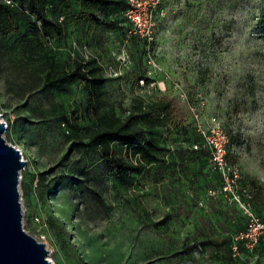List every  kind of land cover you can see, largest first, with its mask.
<instances>
[{"label":"rangeland","instance_id":"rangeland-1","mask_svg":"<svg viewBox=\"0 0 264 264\" xmlns=\"http://www.w3.org/2000/svg\"><path fill=\"white\" fill-rule=\"evenodd\" d=\"M78 9L77 0L67 8L47 4L49 15L65 21L64 33L49 38L34 30L32 17H18L19 31L0 46L3 137L26 161L18 183L23 229L45 235L52 264H264V238L229 258L225 239L246 216L236 191L222 190L209 155L190 151L199 135L194 107L204 129L225 134L239 177L264 185V0H160L148 49L119 10L107 16L113 26L92 27L74 19ZM89 60L106 78L100 107L117 118L172 100L155 134L164 147L160 162L120 179L97 149L80 144L100 107L87 103L83 82L47 91L40 78L48 63L63 72ZM199 145L207 149L201 137ZM115 155L135 161L126 146ZM239 198L261 220L264 198L254 202L245 190Z\"/></svg>","mask_w":264,"mask_h":264},{"label":"trees","instance_id":"trees-1","mask_svg":"<svg viewBox=\"0 0 264 264\" xmlns=\"http://www.w3.org/2000/svg\"><path fill=\"white\" fill-rule=\"evenodd\" d=\"M14 1L15 5H8L3 0H0V46H2L4 38L10 33L19 31L18 17L27 20L32 17L37 21V25L33 28L43 38H49L52 35L61 36L64 33V17L58 20L57 17L49 15L45 10V6L50 4L53 9L59 7L67 8L68 0ZM77 1L79 9L74 17L77 22H85L92 27L103 23L113 26L117 23L115 20L109 19L110 21H107V16L112 9L119 10L123 20L127 22L123 15L127 7L126 0ZM64 14H60V16ZM143 43L145 42L143 41ZM93 62L91 60L76 62L71 70L63 72L58 71L51 63H48V68L40 78L42 87L47 91L65 92L69 90L70 85L74 82H83L87 103L100 107L105 94L104 83L106 78L100 74L99 67ZM174 107L171 99H160L146 111L139 106L137 113H129L121 119L100 107L96 118L97 122L87 134V142L80 141V144L99 151L103 158L105 170L109 174L122 179L128 174L138 173L142 165L158 163L162 160L161 154L164 147L159 144L155 134L157 133L158 125L164 124L169 114L173 112ZM138 120L146 122L147 126L138 125ZM199 144L200 137L197 135V138L192 143V146L196 145L197 147H192L190 151L209 155L208 150ZM123 146L128 147L129 154L135 158V161L123 160L115 155V147ZM238 186L239 189H236L237 194L240 195L242 190L248 191L254 202L262 204L264 185L255 177H240L237 180L236 188ZM261 221L264 222V214ZM245 226L246 223L236 228L225 239L228 256L231 260L238 259L239 255L245 256L248 253V250L240 242L238 243V254H233L231 250L232 235L243 230ZM263 238L264 234L260 237L257 246Z\"/></svg>","mask_w":264,"mask_h":264},{"label":"built area","instance_id":"built-area-1","mask_svg":"<svg viewBox=\"0 0 264 264\" xmlns=\"http://www.w3.org/2000/svg\"><path fill=\"white\" fill-rule=\"evenodd\" d=\"M127 7L123 12L127 22L130 25V32L142 39L146 48L148 49L154 41L156 22L154 15L160 0H126ZM8 5H15L14 0H3ZM121 64L125 65L128 61V56L122 53L119 57ZM115 75L117 73H114ZM193 117L196 121L195 126L203 145L207 148L209 153V160L212 168L219 174L222 180V190L224 192L234 193L236 191L237 180L240 178L238 170L235 166L228 162L227 158V142L225 134L221 129L215 125L210 128L204 129L198 119V114L194 107H190ZM196 148V145H193ZM22 155V153H21ZM233 198L237 203L241 212L246 216L247 222L243 230L238 231L232 235L231 250L233 254H238V243L240 242L245 249L253 251L257 246L260 237L264 234V222L256 217L248 205L239 198V194L234 193ZM35 224L42 229L45 227L43 220L35 216ZM36 239L43 242L45 235L38 233ZM247 264H253V261H248Z\"/></svg>","mask_w":264,"mask_h":264},{"label":"water","instance_id":"water-1","mask_svg":"<svg viewBox=\"0 0 264 264\" xmlns=\"http://www.w3.org/2000/svg\"><path fill=\"white\" fill-rule=\"evenodd\" d=\"M5 128L0 115V264H52L44 243L22 227L18 183L26 161L3 137Z\"/></svg>","mask_w":264,"mask_h":264}]
</instances>
